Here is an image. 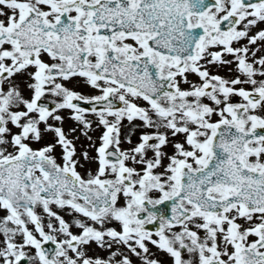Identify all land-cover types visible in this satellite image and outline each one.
<instances>
[{
	"label": "snow or ice",
	"instance_id": "snow-or-ice-1",
	"mask_svg": "<svg viewBox=\"0 0 264 264\" xmlns=\"http://www.w3.org/2000/svg\"><path fill=\"white\" fill-rule=\"evenodd\" d=\"M0 264H264V0H0Z\"/></svg>",
	"mask_w": 264,
	"mask_h": 264
},
{
	"label": "rangeland",
	"instance_id": "rangeland-1",
	"mask_svg": "<svg viewBox=\"0 0 264 264\" xmlns=\"http://www.w3.org/2000/svg\"><path fill=\"white\" fill-rule=\"evenodd\" d=\"M219 71L222 73V74H225L227 75V70L226 69H219ZM93 135H95V133H93ZM89 167V165L87 163L84 164V167L80 168L79 170L81 171V173L83 174L86 169Z\"/></svg>",
	"mask_w": 264,
	"mask_h": 264
},
{
	"label": "flooded vegetation",
	"instance_id": "flooded-vegetation-1",
	"mask_svg": "<svg viewBox=\"0 0 264 264\" xmlns=\"http://www.w3.org/2000/svg\"><path fill=\"white\" fill-rule=\"evenodd\" d=\"M67 218V217H66Z\"/></svg>",
	"mask_w": 264,
	"mask_h": 264
}]
</instances>
